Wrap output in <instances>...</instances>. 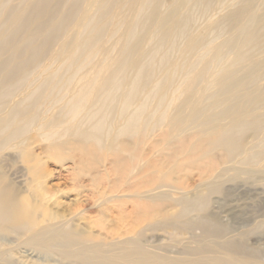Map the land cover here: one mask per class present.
Returning a JSON list of instances; mask_svg holds the SVG:
<instances>
[{"label":"bare ground","instance_id":"obj_1","mask_svg":"<svg viewBox=\"0 0 264 264\" xmlns=\"http://www.w3.org/2000/svg\"><path fill=\"white\" fill-rule=\"evenodd\" d=\"M4 151L0 264H264V0H0Z\"/></svg>","mask_w":264,"mask_h":264},{"label":"rangeland","instance_id":"obj_2","mask_svg":"<svg viewBox=\"0 0 264 264\" xmlns=\"http://www.w3.org/2000/svg\"><path fill=\"white\" fill-rule=\"evenodd\" d=\"M33 150H37V148H34ZM36 152V151H35ZM2 154V155H1ZM0 154V173L1 174H3L2 176L4 177V178H6L5 180L6 181H8V183H10L12 186H14L17 190L19 189V187L17 186V185H19L20 187H22L21 185H22V183H23V181L25 180V178H26V171H25V169H26V167H27V165L24 163V161H23V159H24V157H22V156H20V155H18L17 154V152L15 153V152H10V151H4V152H2ZM20 156V157H19ZM53 163H52V161H46L45 162V168H47V170H52V169H54L55 168V166L54 165H52ZM1 168H2V170H1ZM15 174V175H14ZM22 175H24V176H22ZM21 176H22V178H21ZM24 179V180H23ZM20 181V182H19ZM192 181V180H191ZM22 182V183H21ZM190 184H192V182H190ZM61 187L60 188H67V189H64V190H70V188H71V185H69V183H63L62 185H60ZM19 191H20V189H19ZM234 194V195H233ZM237 193H235V192H232L231 191V193H230V195H231V197H230V195H229V199H231L232 200V198H235V199H233V200H238L239 201V199H240V201H243V200H247L248 198H246V196L245 197H243V195H236ZM232 196H234V197H232ZM240 197V198H239ZM242 197V198H241ZM259 209H257L256 208V212L254 213H251L252 215H246V218L248 219V223H246L247 222V219L244 217V220H245V222H243V221H237L236 219L234 220H232L231 221V223H230V221L228 222V224L230 223V224H232L233 226H234V228H241V230H247V229H250V225L252 224L251 222H252V220H253V218L254 217H256V216H258L259 214L257 213V211H258ZM253 214H255V216L253 215ZM250 218L252 219V220H250ZM251 221V222H250ZM234 222V223H233ZM238 222H240V224L238 223ZM251 223V224H250ZM246 226V227H245ZM243 227V228H242ZM237 228V229H238ZM157 234V237H159L161 240H163V239H165V238H168V236L165 234V233H162V232H158V233H156ZM252 242H255L254 240H252ZM261 243H263V242H256L255 244L256 245H262ZM253 244V243H252ZM264 248V247H263ZM264 250V249H263Z\"/></svg>","mask_w":264,"mask_h":264}]
</instances>
